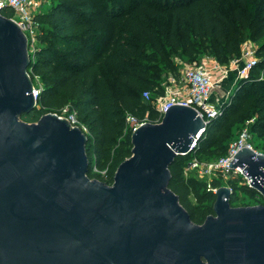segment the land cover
<instances>
[{
  "label": "water",
  "instance_id": "obj_1",
  "mask_svg": "<svg viewBox=\"0 0 264 264\" xmlns=\"http://www.w3.org/2000/svg\"><path fill=\"white\" fill-rule=\"evenodd\" d=\"M29 64L26 34L0 12V264H264V204L232 206L220 186L198 224L170 188V166L209 123L195 108L136 128L107 184L88 174L80 127L23 119L36 109ZM230 166L264 197V153L243 147Z\"/></svg>",
  "mask_w": 264,
  "mask_h": 264
},
{
  "label": "trees",
  "instance_id": "obj_2",
  "mask_svg": "<svg viewBox=\"0 0 264 264\" xmlns=\"http://www.w3.org/2000/svg\"><path fill=\"white\" fill-rule=\"evenodd\" d=\"M51 7L34 17L37 47L30 53L32 80L40 78L39 102L23 119L70 106L89 131L88 174L107 184L121 162L132 154L126 115L155 120L156 108L143 98L150 90L163 93V79L179 72L176 58L197 62L208 55L222 64L241 53L246 39L254 41L258 61L233 88L221 114L198 139L195 153L217 159L228 153L237 129L246 122L255 148L264 152V0H50ZM1 13L14 15L11 7ZM238 136V135H237ZM260 140V141H259ZM192 153L176 156L170 166V188L179 196L192 221L202 224L214 214L215 193L184 168ZM108 168L105 176L93 166ZM220 186V181L214 182ZM230 203L245 191L257 204L262 197L239 179L231 181ZM193 199L195 202H193ZM211 201V204L207 202Z\"/></svg>",
  "mask_w": 264,
  "mask_h": 264
},
{
  "label": "built area",
  "instance_id": "obj_3",
  "mask_svg": "<svg viewBox=\"0 0 264 264\" xmlns=\"http://www.w3.org/2000/svg\"><path fill=\"white\" fill-rule=\"evenodd\" d=\"M44 3L45 0H0V12L5 7H11L14 10V15L11 18L18 23L26 34L29 53H33L37 47L39 26L34 17L42 10ZM257 48L258 46L254 41L245 40L241 45L240 55L232 58L227 64H222L213 57H204L200 63L195 62L193 64L181 58H176V63L180 66L179 72H169L166 75L167 81L163 83V93L153 96L150 90L143 92V98L149 101L158 112L156 119L152 121L148 116L141 119L128 113L126 115V130H130L132 133L143 123L160 122L166 110L173 104L188 105L195 108L205 121L210 122L218 117L221 114L222 105L229 101L234 87L229 88L221 100L214 98L215 91L231 75H235L236 83L249 75L258 61ZM31 71L28 68L29 74ZM41 90L42 85H36L34 82L33 94L37 109H42L39 102ZM50 112L67 119L72 126L80 127L88 136L87 127L78 120L77 112L72 110L70 106L67 105L60 110ZM251 121L253 120L246 122L238 136L230 143L228 153L217 159L207 160L198 157L195 153V149L198 147V139L201 136V134H198L192 144L190 152L192 156L184 168L185 176L191 177L194 175L197 179L205 181L207 189L214 193L220 186H228L232 190L231 181L235 179H239L240 183L250 186V180L252 179L244 173V167L230 166V162L243 147H250L258 153H264L262 150L255 148L252 143L254 137L249 130ZM92 172L105 176L108 168L100 169L97 165H94ZM215 181L225 183L215 186Z\"/></svg>",
  "mask_w": 264,
  "mask_h": 264
},
{
  "label": "rangeland",
  "instance_id": "obj_4",
  "mask_svg": "<svg viewBox=\"0 0 264 264\" xmlns=\"http://www.w3.org/2000/svg\"><path fill=\"white\" fill-rule=\"evenodd\" d=\"M50 7H51L50 0H45V3H44L43 8H42V11H47V10H49ZM246 40H248V39H246ZM204 57H211V56H208V55L202 56L201 59H200L199 61H197L196 63H200V61H201ZM185 61H186V62H189V61H187V60H185ZM189 63L193 64V63H195V62H189ZM166 81H167V78L164 76V79H163V82H162V83H165ZM34 82H35L36 85H42L40 78H35ZM151 92H152V91H151ZM152 94H153V96H156V95H155V92H152ZM242 128H243V127H242ZM87 129H88V128H87ZM241 130H242L241 128L236 130V133H235V135H234L233 140L237 137V135L240 133ZM233 140H232V141H233ZM232 141H231V142H232ZM254 141H257V140H254ZM254 141L252 140V143H253V144H255ZM259 141H260V140H259ZM231 142H230V143H231ZM207 160H210V159H207ZM184 174H185V173H184ZM239 178L241 179V177H239ZM224 183H225V182L222 181V182H221V185L224 184ZM238 195H239V200L236 201V202L234 203L233 206H247V205H256V204H257L256 201H255V199L252 198V197H250V195H249L248 193H246L245 191H244V192H243V191H239V192H238ZM193 202H195L194 199H193ZM207 204H211V201L207 202Z\"/></svg>",
  "mask_w": 264,
  "mask_h": 264
},
{
  "label": "crops",
  "instance_id": "obj_5",
  "mask_svg": "<svg viewBox=\"0 0 264 264\" xmlns=\"http://www.w3.org/2000/svg\"><path fill=\"white\" fill-rule=\"evenodd\" d=\"M214 74H216V73H214ZM236 84L237 83H236L235 75H231L226 80H224V82L217 88V90L214 93V98L221 100V98L224 96V93L227 90H229V88L235 87Z\"/></svg>",
  "mask_w": 264,
  "mask_h": 264
},
{
  "label": "flooded vegetation",
  "instance_id": "obj_6",
  "mask_svg": "<svg viewBox=\"0 0 264 264\" xmlns=\"http://www.w3.org/2000/svg\"><path fill=\"white\" fill-rule=\"evenodd\" d=\"M262 196V195H261ZM263 197V196H262Z\"/></svg>",
  "mask_w": 264,
  "mask_h": 264
}]
</instances>
